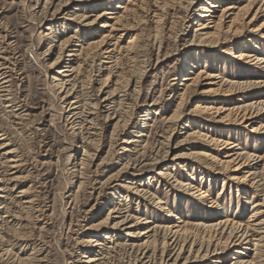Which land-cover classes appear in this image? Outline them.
<instances>
[{
	"label": "rangeland",
	"instance_id": "1",
	"mask_svg": "<svg viewBox=\"0 0 264 264\" xmlns=\"http://www.w3.org/2000/svg\"><path fill=\"white\" fill-rule=\"evenodd\" d=\"M79 1L0 0V65L10 67L11 72L8 73L11 94L6 101L9 103L0 98V130L8 132L11 145L6 151H0V164L7 165L3 154L10 150L19 165L6 177H16V181L0 185L6 190L0 194L5 197L0 200V204L3 203L0 207H6L0 210V236L8 241L6 246L0 242V255L8 251L0 264H88L83 256L99 260L96 264H127V253L132 252V248L142 249L140 245L148 236L152 244L149 251H145L146 260L156 255L159 260L162 252L154 254V251L162 248L166 229L180 225L174 217L168 216V211L184 220L180 226H186L190 235L187 239L182 236L180 245L185 243L188 252L193 248L194 257H202L206 251L222 250L215 241H227L240 227L239 232L243 227L251 229L249 235L255 228L258 233L262 232L264 227H256L254 215L255 206L264 203V135L251 130L264 125V117L252 127L235 119L247 105L255 104L254 110L262 107L256 104L264 103V69L243 66L234 57L249 51L255 52L260 60L264 58V0L255 2L252 15L245 22L241 15L253 0H225L223 10L231 5L236 9L228 14L218 9L212 17L214 23L209 24L208 31H213L211 27L218 23L219 38L224 41L216 51L190 44L196 35L197 22L202 20L198 17L203 14L199 11L201 4L216 0H199L191 12L188 3L192 0ZM121 5L124 9L118 8ZM106 12L113 15L96 19ZM155 14L163 15L161 23H157ZM94 21L96 24L88 27ZM232 22V27L239 28L236 33L226 32ZM106 23L117 30L102 28ZM104 36L110 43H117L121 50L116 52L119 64L115 68L104 64L106 60L101 58L88 60L85 57L89 45ZM133 37L137 38L133 42L135 60L128 64L122 53ZM65 40L71 47L67 50L60 46ZM250 40L258 44L260 52L250 44L243 49ZM74 49L83 50L79 62L72 63L75 74L63 77L68 73L60 75L59 72L70 65L67 56ZM94 55L100 56L97 50ZM199 58L201 65L193 72L199 73L201 69L220 79L212 81L213 85L208 87H203L205 83L191 87L177 110L180 119L172 121L170 117L176 111L179 94L184 91L180 83L187 75L186 64L192 60L198 62ZM105 77L109 85L101 88ZM140 79L141 85L138 84ZM67 80L85 84L86 89L78 90L83 94L80 100L97 107L106 106L103 98L111 89H118L114 103L106 106L107 109L100 106L88 119L87 122L95 119L94 130L89 129L91 125L84 120H78L75 125L71 124L75 119L69 122L73 113L79 111H72L71 115L68 111L71 107L68 109L65 105L79 101L76 98L80 95L64 99L65 94L58 84ZM140 86L142 91L136 94ZM205 89L214 92L202 94ZM155 101L158 104L153 107ZM199 103L221 108L222 117L229 113V121L219 124L196 116L192 112ZM4 105L13 106L7 109L8 116L19 109L16 114H21L20 120L8 119ZM113 117L115 119L110 121ZM124 121L127 126L119 128ZM192 132L236 146L231 153L237 155L232 159L239 157L237 163L244 162L245 175H251V184L256 182L258 186L253 189L246 182L232 181L230 168L234 164H219L230 161L226 158L229 150L209 147ZM89 134H101V137ZM127 141L136 143L128 145ZM125 146L129 149L127 153L123 151ZM200 152L208 157H196ZM177 157L184 159L177 162ZM135 161L140 162L136 170V165H132ZM125 165H128L126 170ZM224 166L230 167L226 170ZM160 174H170L180 183L190 182L200 187L217 202L215 209L175 182L162 179ZM128 187H138L143 192L142 197L127 192ZM222 191L224 195L220 196ZM30 198L35 199L34 205L22 210L24 206L20 204ZM112 210L116 213L110 214ZM125 218L128 221L116 231L91 228L101 222L114 224ZM226 220L227 228L219 225ZM260 220H264V216ZM149 229L153 231L145 238L140 237ZM110 232L114 237V242L107 245L111 248L110 254L98 257L99 250L95 251L87 242L90 237H97L96 240L104 243V237ZM254 238L249 240L259 241L258 237ZM250 241L242 249L246 254L241 256L242 260L264 264V241L261 244L256 241L258 247ZM235 251H225L219 262L212 258L197 259L196 264H232L235 262L232 258H238ZM188 256L186 253L184 258Z\"/></svg>",
	"mask_w": 264,
	"mask_h": 264
},
{
	"label": "bare ground",
	"instance_id": "2",
	"mask_svg": "<svg viewBox=\"0 0 264 264\" xmlns=\"http://www.w3.org/2000/svg\"><path fill=\"white\" fill-rule=\"evenodd\" d=\"M84 2L86 0H80L78 3H81V2ZM182 1V0H181ZM199 0H192V2L188 3L189 4V12H191L193 9H191L195 4H197L196 2H198ZM259 0H253V2L248 6V8H244L246 11L244 12V14H242L241 16L243 17L242 18V21L245 22L247 21V19H249V17L252 15V12H253V7L254 5H256ZM68 2V1H67ZM70 2V0H69ZM255 2H257L255 4ZM260 2V1H259ZM225 3V0H216V1H209V2H204V4H201L200 8H199V11L201 13H203L202 15L198 16L200 17L199 19H202V20H198L196 26L198 27L195 31L196 35L194 36V40H192L190 42L191 46H195V47H198V48H201V47H204V48H208V49H211V50H214L216 51V49H218L219 46H222V44H224V41H222V39H220V31L218 30V23L214 25V27H211V29L213 31H208V27L209 24H212L214 23L212 20V17L215 16L216 14V10H222L223 12L226 11V14H228L229 12L235 10L236 8L234 6H228L225 10H223V4ZM51 4V3H50ZM165 7V5L163 6ZM118 8L120 9H124L122 8V5L121 6H118ZM159 10V9H158ZM220 10V11H221ZM57 12V11H56ZM55 12V13H56ZM161 12V11H160ZM258 13V11H257ZM256 13V14H257ZM107 15H113V14H107L106 13H103V14H100L97 16L96 19H101V18H104L106 17ZM190 15V13H189ZM232 15V14H231ZM155 17H158V20H157V23H161L162 22V19H163V15H158V14H155ZM255 15L253 17V19L250 21V24L252 21H254L255 19ZM82 18V17H81ZM112 18V17H110ZM157 19V18H155ZM78 21L80 20V18L77 19ZM73 21H76V20H73ZM118 22V20H116ZM96 21L94 22H91L88 27H90L91 25H94ZM156 23V24H157ZM96 24V23H95ZM117 24V23H115ZM120 24V23H118ZM230 26L228 27L227 31L226 32H232V33H236L239 28H236V27H232L234 25V23L232 22L231 24H229ZM114 25H110L108 23L104 24L103 26H101L102 28H111L113 30H117V29H114L112 28ZM123 26V25H122ZM201 31H204V32H201ZM223 31V30H222ZM51 32V31H50ZM201 32V33H199ZM108 36V35H107ZM107 36H104L102 37V39L98 42H95L93 44H90L89 47H88V52L86 53V59H98L100 60L103 59V60H106V62L104 64H108V65H112V67L110 68H115L117 67V65L119 64V59L117 58L116 56V52L120 49H118V45L117 43H114L112 44V41L110 43V41L106 40V37ZM155 37L157 38L158 36L155 35ZM217 37V38H216ZM264 37V36H263ZM109 38V36H108ZM215 38V39H214ZM137 40L136 37H133V40H131L129 42V45L126 50H124V53H122V55L125 57L126 61L128 62V64H133L134 60H135V57L133 56L134 53V41ZM133 43V44H132ZM250 44V46H252L255 50H258L259 52L261 51V49L258 47V44L254 41V40H250L248 42H246V44L244 45V48L243 49H247ZM63 45V49H66L69 47V41L65 40V41H62L60 42V46ZM78 46V45H77ZM82 49V47H81ZM98 51V53L100 54V56L96 57L94 55L95 51ZM121 51V50H120ZM1 53V52H0ZM69 55L67 56L68 58H70V62L66 69H64L65 71H60L59 74L60 75H64V73H73L71 75L68 76V74L63 77H67V78H70L72 75H74L76 69L74 68V65L72 63H75L74 61H76V63L79 62V59H80V56L82 55L83 53V50H77V49H74L70 52H68ZM85 54V53H84ZM2 55V54H1ZM7 55V54H6ZM24 56V55H23ZM72 58H74L72 60ZM235 60L240 63L241 65L243 66H246V67H253V69L255 67H260L261 69H264V58H262L261 60L259 59L258 55L255 53V52H249V51H242L240 52L239 54L235 55ZM2 59V58H1ZM61 60V58H60ZM206 60V59H205ZM5 61V60H4ZM200 61L201 59L199 58L198 59V62H195V61H189V63H187L186 65L187 66V75L184 76L182 82L180 83V86L184 87V91L183 93L179 94V102L177 103L176 105V111L173 112L172 116L170 117V120L174 121L176 119H180V115L179 113H177V110L179 111L181 108V106L183 105V103L185 102V98H186V94L187 92L190 91V88L191 87H201L202 84L205 83V85H203V87L205 86H210V85H213L212 84V81L214 80H217V79H220L219 76H216V75H213V74H209L208 72L206 71H199V73H195L193 72V70H197L199 68V66L201 65L200 64ZM6 62V61H5ZM118 62V63H117ZM81 65V64H80ZM79 65V67H80ZM12 66V65H11ZM10 68V67H9ZM8 67H6L4 64H1L0 65V94H3L2 96L0 95V98H5V102L4 103H9V102H6V101H9L8 97L10 96L9 94V83L10 81L8 80L9 79V76H8V73L10 74L11 72H9V69ZM107 70H109L108 68H106ZM14 71V69H12ZM114 70V69H113ZM145 74V73H144ZM12 76V75H11ZM109 76V75H108ZM107 76V77H108ZM106 78V77H105ZM76 79V78H75ZM108 78L106 79H102L104 81V83L102 84V87L101 88H107L109 83H107ZM141 81L142 79L138 80V84L141 85ZM70 82V83H68ZM80 84V83H79ZM79 84H75L73 83L72 81H68L67 80V83H59L58 86L61 88L60 91H63L62 93H64L65 97L64 99L68 100V99H71L72 96L74 95H80L78 96L76 99L79 100V101H74L72 102V105H65L66 108L69 109V107H71L69 111V113L72 115V111H79L78 113L74 112L71 119L69 120V122L73 119H75L71 124H77L78 120H84V121H88L89 118H91L92 116H94V111L96 110H100V106L102 107V105H92V103H87L84 101V99L81 101V91H78V90H81V89H86L85 88V84L83 85V83L81 85ZM66 85H69L70 88L68 89V87H66ZM11 87V86H10ZM65 87V88H64ZM138 88V87H137ZM109 89V88H108ZM12 90V88H11ZM117 90L118 89H111V91L109 92L108 96L103 98L102 100V103H106L107 105L106 106H109L111 103L113 104L114 102L112 101H115V97H117ZM102 91V90H100ZM105 91V90H104ZM141 86H140V91H138V93L136 94H139L141 92ZM125 92V91H124ZM211 92H214L212 89H208V91L205 89L202 94H210ZM103 93V92H102ZM101 95V94H100ZM106 95V94H105ZM120 95V94H119ZM232 95V94H231ZM62 96V95H61ZM139 96V95H138ZM91 97V96H90ZM11 98V97H10ZM63 98V97H62ZM12 99V98H11ZM138 99V98H137ZM14 100V98H13ZM86 100V99H85ZM133 100V99H132ZM63 102V101H62ZM83 102V103H82ZM134 102V101H133ZM66 103V102H65ZM136 103V102H135ZM19 104V103H18ZM67 104V103H66ZM158 102L155 101L154 104H153V107L157 106ZM258 104V103H257ZM256 104V106H261V108H257L254 110L255 107V104H250V105H247L244 109H242V111H239L238 115H236V119L235 121H238L240 122L241 124H247V123H250V126L252 127L254 124H256L257 120H259L261 117H264V103H259L258 105ZM3 105V104H2ZM152 105V104H151ZM160 105V104H159ZM5 106V105H4ZM17 106V105H16ZM106 106H103L104 109H107ZM123 106V105H122ZM13 106L11 105H6L4 107L6 115L8 117V119H10L11 117L12 118H16V119H19V116L21 115H18L16 114L17 111H20L19 109H17L14 114L12 116H8V111L7 109L8 108H12ZM102 107V108H103ZM133 107V106H132ZM241 108V107H240ZM110 107L108 108V111H110ZM233 111V110H232ZM66 112V110H65ZM101 112V111H100ZM125 112V111H124ZM222 112L223 110L221 111V108H216L214 106H209V107H206V106H203V104L199 103L197 104V106H195V109L193 110L192 113H194L196 116H201V118L203 120L205 119H212L214 120L215 122L219 123V124H222V123H225L226 121H229V116L227 114V116L225 117H222ZM13 113V112H12ZM127 114V113H126ZM234 114V113H232ZM236 114V113H235ZM205 119H204V118ZM232 117V116H231ZM235 117V116H234ZM128 118V117H127ZM26 119V118H25ZM115 118H111L110 121H113ZM169 119V118H168ZM20 120V119H19ZM24 120V119H23ZM168 121V120H167ZM80 122V121H79ZM95 122V119L92 118V120H90L89 122H87L88 124H90L91 130H94V124ZM82 123V122H81ZM81 123H79L81 125ZM83 124V123H82ZM120 124V122L118 123ZM73 126V125H72ZM117 128L119 126H117V124L115 125ZM127 126V121H124V123L122 124V126H120L119 128H123ZM76 129V128H75ZM18 131V130H17ZM120 131V130H119ZM251 132H253L254 134H258V135H264V125H259L258 127H253V129L251 130ZM117 133V131H116ZM218 133V132H217ZM192 134L196 135L198 134L197 137H199L200 139L204 140L209 147H214V146H218V147H221V150H229V154L226 156V158L230 159L229 162H219V164H230L232 163V165L234 167H231L230 169H232L231 173L233 175H231V180L232 181H241V182H246L247 184H251V175H245L246 173L243 171L245 170V164L244 162L242 164L237 163L239 157H235L234 159L233 156H236L235 154H232L231 152L234 151L235 147L232 143L226 141V142H223V141H219V140H216V139H211L209 136H206V135H203V134H199V133H193ZM89 135H92V136H100L101 134H98V135H94V134H89ZM115 135V133H114ZM101 137V136H100ZM196 137V136H195ZM9 138V134L7 131L5 130H0V151H6L7 149H9L10 147V140L8 139ZM97 138V137H96ZM85 140V138H84ZM96 140V139H95ZM100 140V139H99ZM86 141V140H85ZM88 141V139H87ZM84 142V141H83ZM93 143V141H91ZM87 143V142H86ZM89 143V142H88ZM128 143V141H127ZM133 143H136V142H129L128 145H133ZM90 145V144H89ZM128 147H124L123 151L124 153H127L129 149H126ZM213 150V148H211ZM220 149V148H219ZM98 153V152H97ZM154 153V152H153ZM13 151H10L8 150L6 153L3 154V157L5 159V163L7 164L6 166H2V164H0V171H1V175L4 174V177L2 179H0V185L2 184L3 186L6 185V182H13V181H16V177L15 178H10V179H6V177L10 176L9 173L12 172L13 170H16L17 168H19V165L18 163H16L17 161L15 160L14 161V157H12L13 155ZM99 154V153H98ZM88 155V154H87ZM96 155V154H95ZM91 156V155H88V157ZM144 156V155H143ZM167 156V155H166ZM94 157V154L93 156ZM142 157V156H141ZM196 157H208V154H204L203 152H200L198 154H196ZM211 157V156H210ZM90 158V157H89ZM21 159V158H20ZM95 159V158H94ZM184 158L183 157H177L175 159V161L177 162H180V160H183ZM199 159V158H198ZM261 159V158H260ZM93 160V158L91 159ZM119 160V159H118ZM216 160V159H215ZM214 160V161H215ZM95 162V161H94ZM139 161H135V163H133L132 165H136L135 167V170L138 169V166L140 165V162L139 164H137ZM4 163V164H5ZM130 163V162H129ZM93 164V163H92ZM104 164V163H103ZM87 165V164H86ZM138 165V166H137ZM90 166V165H89ZM21 167V166H20ZM101 167V166H100ZM125 170L126 168H128V165H125ZM230 166H224V168L227 170V168H229ZM3 168L7 171H3ZM87 168V167H86ZM91 168V167H90ZM131 169H132V166H131ZM134 169V168H133ZM224 169V170H225ZM134 170V171H135ZM21 171V170H20ZM91 171V170H90ZM98 172V171H97ZM125 172V171H123ZM78 173V172H77ZM90 174V173H89ZM74 175V174H73ZM80 175V174H79ZM240 175H243L242 177H240ZM75 176H76V173H75ZM74 176V177H75ZM114 176V175H113ZM160 176L162 177V179H165L166 181L167 180H170V181H173V183L175 182L176 185L178 186H181L185 189H187L189 192H191L190 194L191 195H197L201 200H206L208 202V206L209 208L211 209H215V206L217 205V202L216 201H213L209 198V195L207 192L203 191V189H201L200 187H194L190 182L186 183H180L178 182V180L175 179V176H171L170 174H160ZM78 177V176H76ZM81 177V176H80ZM87 177V176H86ZM89 177V176H88ZM117 177V176H115ZM6 179V180H5ZM85 179V178H84ZM243 179V180H242ZM86 180V179H85ZM112 180V178H111ZM123 180V179H122ZM225 180V179H224ZM223 180V181H224ZM92 181V180H91ZM109 181V180H108ZM107 181V182H108ZM116 181V180H114ZM88 182V181H87ZM83 183V182H82ZM256 185L258 186V183L256 182H253L251 184V187L254 189L256 187ZM82 186V185H81ZM80 188V187H79ZM83 188V187H82ZM5 189H2L0 187V194L2 193H5ZM113 191V190H112ZM127 192H132L133 195H139L141 196L143 193L138 187L136 188H131V187H128V191ZM23 195H25L24 192H22ZM220 196H223L224 193L223 191L219 193ZM21 197V196H20ZM142 197V196H141ZM76 198V197H75ZM74 198V199H75ZM220 198V197H219ZM2 199H5V197H0V200ZM19 200V199H18ZM17 200V201H18ZM23 200V199H22ZM34 200L35 199H29L23 203L20 204V206H24L22 208V210L24 209H28V208H31V206L34 205ZM210 200V201H209ZM37 202V201H36ZM203 202V201H202ZM19 204V203H18ZM264 204V203H263ZM263 204H257L255 207L257 209V213L254 215V218H255V225L256 227L258 226H261V227H264V220H260V218H262L264 216V205ZM3 203L0 204V206H2ZM26 205V206H25ZM19 206V205H18ZM217 208V207H216ZM260 208H263L260 209ZM2 209H6V207L4 206L3 208L0 207V210ZM20 209V208H19ZM36 210V207L34 208ZM33 209V210H34ZM165 209V208H164ZM39 211V210H38ZM167 212V211H166ZM7 213H9L7 211ZM40 213V211H39ZM111 213H116L115 210H112L110 211V214ZM169 215L168 216H172L174 217L175 220H177V223L178 224H184V220L182 219V217H179V216H174L173 213H171V211H168ZM109 214V215H110ZM11 216V214H10ZM41 216V215H40ZM13 217V216H12ZM44 218V217H43ZM22 219V218H21ZM37 219V218H36ZM112 220V218H111ZM127 220V218H125L124 220L122 221H119L117 223H105V222H101L99 223L98 225H93L91 228H99L101 229L102 231H105V230H113V231H116L118 229H120L122 226H124V223L125 221ZM144 220V219H143ZM128 221V220H127ZM17 223V222H16ZM140 223V222H139ZM103 224H106V225H103ZM109 224V225H108ZM228 220L226 221H223V222H220L219 225H223L225 228H227L228 226ZM180 225H173L172 227H170V229H166L165 233H164V237H163V242L161 244L162 248H158V250L154 251V254L155 252H162L161 253V258L158 260V257L156 255L153 256V258L149 259V260H146L147 259V254L145 251L147 249H150V246L152 244V242L150 241L151 239V236H148L146 239L147 241L143 242L140 246L142 247V249H133L132 248V252H129L127 253V258H128V262L127 264H181V262L184 260V263L183 264H196L198 263L197 259H200V260H208L210 258L214 259V261H217L219 262V260L221 259L220 258V255H223V253L225 251H228L229 252H233L235 251V255L238 256V258H235L233 257L232 260H234L235 262L232 263V264H253V262L251 261H244L242 260L241 256L242 255H246L245 253H243L244 251H242V249L244 248L245 245H249V238L250 239H255L254 237H258L259 238V241L257 240H251L250 243H253V246L254 247H258V244L257 242H261L264 241V230L260 233H258L259 230H253L252 234L249 235L252 230L251 229H248V227L244 228L239 232V230L242 228V227H238L239 229L237 230V232L235 231V235L234 236H231L229 239H227V241L223 242L221 240H217L215 242H218L217 243V246L221 245L223 248L222 250H217L215 249L214 251H206V253L204 254V256H195L194 257V252H193V248H190V251L188 252L187 251V245L185 246V243H183L184 245H180V241L179 239L182 237V236H185L186 239L189 238V230L185 229V227L183 226H180ZM217 226V225H216ZM101 227V228H100ZM235 226L233 225L232 228H234ZM90 228V227H89ZM215 228V227H214ZM229 228V227H228ZM251 228V227H250ZM261 229H264V228H261ZM96 230V229H95ZM165 230V229H164ZM235 230V228H234ZM90 231V230H89ZM153 230H148L147 232H144L141 234L140 237H143L145 238V235L148 234V233H151ZM192 231V230H191ZM242 233L241 236H239V234ZM258 233V235H257ZM2 234V233H1ZM215 234V233H214ZM217 234V233H216ZM130 235V234H129ZM192 235V234H191ZM131 237V236H130ZM95 238L97 237H90V239L88 240V244H90V247H92L95 251L96 250H99L98 252V257L100 255H104V253L108 256L109 253V250L111 248H107V245L110 244L111 242H114V237H113V233L110 232V234H107L105 237H104V243H100V242H103V241H100V240H96ZM211 238V237H210ZM213 238V237H212ZM211 238V239H212ZM185 239V240H186ZM192 240V239H191ZM235 240V241H234ZM249 240V241H248ZM10 241V240H9ZM87 241V240H86ZM248 241V243H246ZM252 241H255V242H252ZM257 241V242H256ZM0 242H3L4 243V246L7 245L8 241L4 240V238L2 236H0ZM105 242H108V243H105ZM158 242V241H157ZM86 243V244H87ZM154 243V242H153ZM246 243V244H245ZM194 245V244H193ZM160 246V244H159ZM158 246V247H159ZM194 247V246H193ZM113 249V248H112ZM156 249V248H155ZM162 249V250H161ZM221 249V248H220ZM108 250V252H107ZM161 250V251H160ZM149 251V250H147ZM221 251V253H219ZM7 250H5V252H2V255H0V259L4 256L7 255ZM114 252H117L114 250ZM5 253V255H4ZM88 253V252H87ZM186 253H189V256L184 258V256L186 255ZM86 254V253H85ZM93 255V254H92ZM199 255V253H198ZM110 256V255H109ZM113 257V256H112ZM219 257V258H218ZM84 259H88V264H96L97 261L99 260H96L95 258H88L86 256H83ZM107 258V257H106ZM110 259V258H109ZM168 259V260H167ZM103 260V259H101ZM254 261V260H253Z\"/></svg>",
	"mask_w": 264,
	"mask_h": 264
}]
</instances>
